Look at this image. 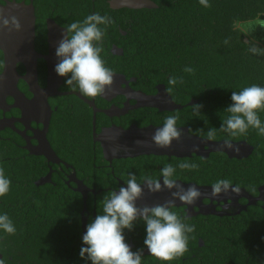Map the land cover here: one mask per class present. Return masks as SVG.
Here are the masks:
<instances>
[{
  "label": "trees",
  "instance_id": "16d2710c",
  "mask_svg": "<svg viewBox=\"0 0 264 264\" xmlns=\"http://www.w3.org/2000/svg\"><path fill=\"white\" fill-rule=\"evenodd\" d=\"M152 1L157 9L112 10L108 0H38V3L56 8L60 12L59 22L65 26L83 21L92 13L110 16L114 26L107 27L103 46L111 48L115 43L124 52L123 56L115 57L113 71L127 78L136 77L140 89L149 95L158 93L157 87L163 85L176 104L185 106L174 112L136 111L133 122L139 127H161L165 117L173 115L178 117V128H188L192 135L208 139L207 132L214 127L216 137L210 141H225L226 134L220 127L229 115L225 109L232 103L231 93L253 84L264 87V57L252 56L247 51V44L253 41L264 48V30L257 23L264 20V0H208V7L202 6L199 0ZM236 21L244 25L245 31L233 30ZM186 67L194 71L187 73ZM3 69L0 50V75ZM172 77L178 81L175 86L168 84ZM73 99L70 114L64 115L61 105L55 112L53 136L57 143L81 147L75 156L66 160L81 177H97L99 185L107 174L97 169L104 159L99 149H93L92 111L86 106L83 109L84 103L79 99ZM193 100L202 106L200 112L194 106L186 107ZM259 116L264 121V112ZM60 124L63 128H59ZM231 142H246L254 151L241 160L215 153L209 158L141 156L124 162L128 166L137 162L138 171L145 169L144 164L154 170L157 165L164 167L171 163L177 168L178 181L211 187L218 179H229L232 186L256 196L264 185V136L249 129L246 135L232 138ZM20 145L19 137L0 132V169L11 180L9 193L0 197V212L7 213L16 227L15 234L0 233V253L4 264H22L24 251L26 260L35 261L34 264H59L68 238L67 233L63 234L69 224L66 221L69 208H74L79 217L82 201L73 193L65 194L68 189L59 179V172L54 175L59 187L37 186V181L50 170L32 161ZM185 162L199 167L181 170L178 165ZM72 199L74 207L70 203ZM184 220L195 226V231L188 234V250L178 258L184 259V264H264V208L261 204L250 206L234 217L199 215L189 218L186 213ZM199 240L206 243L202 250Z\"/></svg>",
  "mask_w": 264,
  "mask_h": 264
},
{
  "label": "clouds",
  "instance_id": "9594fccd",
  "mask_svg": "<svg viewBox=\"0 0 264 264\" xmlns=\"http://www.w3.org/2000/svg\"><path fill=\"white\" fill-rule=\"evenodd\" d=\"M199 2L204 7L209 6L208 0ZM9 4H14V0H9ZM112 23V18L106 14H89L83 21L70 23L56 45V75L64 78L66 87L78 91L83 97L102 96L113 86L114 71L106 66L101 55L107 27ZM257 23L264 28V20H258ZM232 27L235 31H245L240 21L234 22ZM3 29L20 31L21 24L15 16L9 17L0 10V30ZM247 45L249 54L264 57V48L258 42L253 41ZM184 71L192 73L194 69L186 67ZM177 82L175 77L168 80L170 86H175ZM231 101L225 109L229 115L222 120L220 131L226 134L224 147L229 151H238L231 143L232 138L246 135L249 129H255L259 135L264 136V121L259 116L260 112H264V87L253 84L239 92L233 91ZM201 107L196 105L193 108L200 112ZM177 120V116L169 115L165 117L162 126L156 128L151 136V143L155 147L170 148L174 141L179 142L183 132L178 129ZM216 132V128H210L208 139H215ZM178 167L191 171L198 169L199 165L185 162ZM176 172L177 168L173 164H165L160 170V178L143 177L140 182L134 173H130L118 191H112L103 198L102 210L87 225L82 236L79 255L85 264H142L144 249L133 251L125 239V230L132 231L137 223L145 226L144 246L150 256L162 262H170L186 253L188 234L195 231V226L186 223L173 209L177 201L183 205L195 204L203 193L197 185L185 187L179 183ZM10 187L11 180L0 169V197L8 194ZM165 189L170 192L171 198L164 204L137 206L145 191L155 194ZM239 192L240 188L233 187L229 179H218L211 185L208 195L217 198L220 194ZM15 232L12 219L7 213L0 212V233L11 235ZM0 264H4L3 259H0Z\"/></svg>",
  "mask_w": 264,
  "mask_h": 264
},
{
  "label": "flooded vegetation",
  "instance_id": "af4514ba",
  "mask_svg": "<svg viewBox=\"0 0 264 264\" xmlns=\"http://www.w3.org/2000/svg\"><path fill=\"white\" fill-rule=\"evenodd\" d=\"M15 1L20 4L21 3H25L26 5L31 4L29 0H15ZM4 5H6L5 0H0V7ZM33 5L35 7V13H36L35 49L37 54L41 56L38 59V79H39L40 87L42 89H46L49 82L48 78H49L50 69H49V62L45 58L50 57L55 62H57L54 47L56 48V45L59 41L57 39L53 40L52 42L53 49L51 51L50 50L51 45L49 41V22L54 21L62 29H65L67 26L60 24L59 22L60 12L56 8H53L51 6H49V8L44 7L43 5H40L38 3V0H34ZM114 23H116V21H114ZM112 26H114L113 23ZM122 33L124 36L127 35L125 32ZM103 48L104 51L101 54L102 58L104 59L107 67L113 68V66L116 65L115 57H117V55L113 53L114 48H119V49L121 48L118 47V44L115 43H112L111 48H109L108 45H104ZM105 52L109 53V55H106L107 53ZM2 55L4 60V54L2 53ZM18 73L21 76L26 75L27 68L24 63L18 64ZM117 75L124 76L123 74L114 71L113 86L104 95L94 98L84 97L89 102L94 103L96 106V110L98 111L96 114L97 135H100L104 130L115 127L123 128L125 130H129L133 126L139 127L138 124L133 122L134 118L136 117L134 112L142 109H152L148 107H141L138 109H133V108L137 106L139 103L140 93H144L148 96H154L157 93L154 95H149L145 91L140 89L138 84V79L136 77L127 78L126 76H124L126 79V84H127L126 85L125 82H123V80L117 79L115 77ZM19 89L25 95L27 101L22 103V107L20 109H14V108L11 109V107L15 104V101L11 97L7 99L8 105L10 107H7L5 112L0 110V121H4L6 125L13 126L14 128L7 127L0 132L7 134L10 133L19 137V141L21 142L20 148L31 157V160L36 163H39L40 166L42 164L44 167L49 168L50 171L48 175L51 173V182L45 184V186L52 185L54 188L59 187L58 183L55 181L54 178V175L57 172H59L60 173L59 179L63 182L66 189H68V191H66L65 194H67V192H70L81 198L83 207L79 213V217L76 215V210L74 208H69L70 209L69 214L68 217L66 218V221L69 224L67 227V231L64 232L63 234L64 236L67 233L68 238L65 240L63 244L66 246V249H63L62 253H60L59 264H85V261L82 260L79 255L80 248L82 246V236L87 229V225L97 216L99 211L102 210V208H99L98 206L102 205L103 198L112 191H118L119 186L123 185V183L128 179L130 173H134L136 175L138 182H140L143 177H152L156 179V178H160V170L163 168V166L157 165V167L153 170L150 166H146L144 164L145 169L138 171L140 167L137 162L135 163L136 165L134 166H128L124 162L127 161L125 159L114 160L112 163L107 162L104 159V154L101 144L95 141V137H94L95 129L92 123V138H93L92 140L95 145L93 149L94 151H98L99 149L102 152V157L104 159L100 164V166L97 167V169L102 174L106 173L107 177L104 179V182L99 183V185H98L97 177H90V176L81 177V174L78 173L77 169L66 160L67 157L75 156L76 152L81 150V147L77 145L72 146L70 144H67L66 142L57 143L55 141V136H53L54 132L52 131L53 123H54L53 122L54 114L59 110L60 105L63 107L64 112L63 111L62 112L64 115L70 114L73 108V103H72L74 101L73 97L79 99L81 102L84 103L83 109L85 108V106L91 109L93 120H94L95 110L93 107H91L89 104H87L77 96V94H80L78 91H72L69 87L65 86L64 78L62 84L58 89L60 95L48 99L49 106L52 110V117L49 125V130L47 133L48 141L52 149L57 154V157L59 158L58 161L60 160L62 163L55 164L53 162H50L44 156L31 155L30 152L25 148L29 147L30 149H34L39 147L40 145L39 138L42 137L43 132L45 130L44 124L42 123L44 121V115H43L44 112H43V108H40V106L39 107L36 106L35 107L36 109L33 108V106H29L28 104L29 101H32L35 96L30 92L29 86L25 81L20 80ZM64 94H68V95H64ZM55 127L56 129H58L57 124ZM59 128H63V124H60ZM70 133L72 134L73 132ZM21 134H23V136ZM83 142L87 143L85 142V140ZM48 175L42 177L39 181L43 179L45 180V178ZM78 184L80 185V187L78 186ZM104 185H107V187H102ZM45 186L42 185L39 187H45ZM79 188L83 190L85 193L83 194L80 191H77ZM258 196H259V192L258 195L253 197L256 198ZM238 202L241 206L248 205V201L246 199H239ZM70 203L74 207L73 199L71 200ZM204 203L206 205H209L210 201L206 200ZM90 204L92 205V208L89 207ZM228 204H231V202H229ZM228 204L224 202L222 203L215 202L214 206L217 207V211H221L222 207L225 205H227L226 207H228L229 206ZM258 204H261V206L264 208L263 202H259ZM173 211H175L182 219L185 218L186 208H174ZM198 211L199 210L196 209V212ZM225 211L235 214L237 213L238 208L237 207L234 209L230 208L228 210L226 209ZM145 236H146V232L143 223H137L132 231L125 230L126 242L130 245L133 251L144 249L143 254L148 252L144 246ZM55 242L61 244L60 241H55ZM25 244L26 242H23V245ZM205 247H206V243L203 242L202 240H199V248L202 250ZM191 251H194V249ZM21 256L24 261L22 262V264L36 263L35 261L32 262L26 260L27 254L25 251L21 253ZM142 264H184V259L180 260L177 258L174 261L162 262L156 259L155 257L145 254L143 255Z\"/></svg>",
  "mask_w": 264,
  "mask_h": 264
},
{
  "label": "water",
  "instance_id": "95a60500",
  "mask_svg": "<svg viewBox=\"0 0 264 264\" xmlns=\"http://www.w3.org/2000/svg\"><path fill=\"white\" fill-rule=\"evenodd\" d=\"M30 5L25 3H17L14 0V4H9L8 0H5L6 5L1 6L0 9L5 12L9 17L15 16L20 24V31H9L7 29L0 30V50L4 54V69L0 75V110L6 111L8 105L7 99L9 97L13 98L15 104L11 109H20L22 103L27 101L25 95L19 89V82L23 80L29 86L30 92L35 96L32 101H29V106H40L43 108L44 112V124L45 130L41 138H39L40 145L37 148L30 149L26 147L25 149L30 152L33 156H44L50 162L55 164H61L57 154L52 149L47 133L49 130V125L52 117V110L49 106L48 99L54 96L60 95L58 89L62 84L63 78L56 75L54 71L55 62L50 57L45 59L49 62V78L48 86L46 89H42L39 85L38 79V59L41 57L37 54L35 49L36 40V13L35 7L33 5L34 0H29ZM112 10L130 9V10H153L157 9L158 6L152 0H109L108 2ZM64 29L60 28L54 21L49 22V41L52 51V42L54 39L60 40ZM55 51V47H54ZM113 53L117 56H123L124 52L122 49L114 48ZM24 63L27 68V73L25 76H21L18 73V64ZM117 79L123 80L126 84V79L124 76L117 75ZM127 85V84H126ZM158 93L154 96H148L144 93H140V99L137 106L133 109H138L141 107H148L156 109L160 112H174L181 111L185 106L176 104L172 97L167 92L165 86L161 85L157 88ZM68 95V94H64ZM84 102L89 104L94 108V137L95 141L101 144L103 149L104 159L112 163L114 160L122 159H134L141 156H167L175 158H191L194 155L202 158H209L211 154L223 153L229 156L231 159H245L248 158L254 151V148L246 142H231L238 151H229L224 147L225 141L214 142L208 139H203L194 136L190 133L188 128H178L183 132V136L179 142H173L170 148H157L151 143V136L156 130L155 126H149L145 128H139L133 126L129 130L123 128H110L104 130L100 135L96 134V106L94 103L89 102L80 94H77ZM199 103V101H192L186 107H192ZM36 109V108H35ZM34 111V109H33ZM46 113V114H45ZM12 128L13 126L6 125L4 121H0V131L4 128ZM14 128V127H13ZM23 136V134H21ZM143 141V143H139ZM76 177V175H75ZM44 180V179H43ZM39 181L36 184L38 186L45 185L51 182V173L43 181ZM162 182V181H161ZM188 187L189 185L196 184H186L184 182L178 181ZM80 187V185L78 184ZM200 191L203 193L201 198L193 205H183L180 202H176L177 206L175 208H186V213L189 218L195 216H218V217H232L239 215L240 213L247 211L250 206H255L259 202L264 203V186L259 189V196L253 197L245 189L240 188L239 193H230L229 195L220 194L217 198H211L208 193L211 191L209 186H199ZM235 187V186H233ZM81 193H85L80 188L77 190ZM171 198L170 192L165 189L158 193H150L145 191L140 201L137 202L138 207L144 206H155L157 204H164L168 199ZM239 199H246L248 201L247 206H241L239 204ZM210 201L209 205L204 202ZM226 203L231 204L222 207L221 211H217V207L214 203ZM238 208L237 213L232 214L226 212L227 209ZM196 209L199 211L196 212ZM150 255L148 252L143 255ZM0 259H3V255L0 253Z\"/></svg>",
  "mask_w": 264,
  "mask_h": 264
},
{
  "label": "rangeland",
  "instance_id": "374dc122",
  "mask_svg": "<svg viewBox=\"0 0 264 264\" xmlns=\"http://www.w3.org/2000/svg\"><path fill=\"white\" fill-rule=\"evenodd\" d=\"M263 30H264V28H263Z\"/></svg>",
  "mask_w": 264,
  "mask_h": 264
}]
</instances>
